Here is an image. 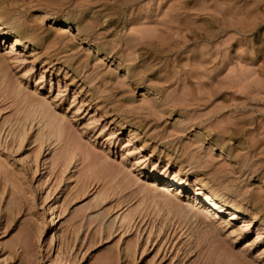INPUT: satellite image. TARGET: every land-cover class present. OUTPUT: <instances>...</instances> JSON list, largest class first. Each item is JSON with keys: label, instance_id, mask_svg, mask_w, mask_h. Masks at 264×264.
<instances>
[{"label": "rangeland", "instance_id": "374dc122", "mask_svg": "<svg viewBox=\"0 0 264 264\" xmlns=\"http://www.w3.org/2000/svg\"><path fill=\"white\" fill-rule=\"evenodd\" d=\"M0 28V264H264V0H0Z\"/></svg>", "mask_w": 264, "mask_h": 264}, {"label": "bare ground", "instance_id": "6f19581e", "mask_svg": "<svg viewBox=\"0 0 264 264\" xmlns=\"http://www.w3.org/2000/svg\"><path fill=\"white\" fill-rule=\"evenodd\" d=\"M0 32H2L1 28H0ZM18 43H20V39L17 38V37L14 38V40L12 41V45H16ZM36 110L40 113L41 117L46 118L48 116L47 110H46V108H45V106L43 104H37L36 105ZM57 125H58V122H57ZM168 182H170V180ZM171 182L178 183L180 186L183 185L181 182H176V181L172 180V178H171ZM168 185H172V183L171 184L168 183L167 186ZM165 186H166V184H165ZM202 190H205V187L203 185H201V187L198 186V188L192 190L191 195H189V197L191 196V199L193 201H195V203L197 202V204H201V206H204L207 209L208 212L210 210H214L215 212L228 211V213H229V215L231 217L236 214V209L235 208L234 209L231 208V210H230V208L228 209V207H230V206H228L226 201H224L223 199L218 198L217 197V193L213 189L207 188V191H209V192H205V194L201 193ZM53 221H54V219H53ZM51 237H52V234H51ZM48 240H50V239H48ZM52 240H53V238L51 239V241ZM51 241H50V243H52Z\"/></svg>", "mask_w": 264, "mask_h": 264}]
</instances>
